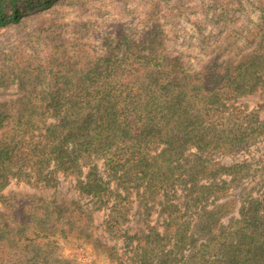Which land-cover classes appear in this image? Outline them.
Returning a JSON list of instances; mask_svg holds the SVG:
<instances>
[{"label": "trees", "instance_id": "1", "mask_svg": "<svg viewBox=\"0 0 264 264\" xmlns=\"http://www.w3.org/2000/svg\"><path fill=\"white\" fill-rule=\"evenodd\" d=\"M59 1L0 0V25ZM257 29L237 61L211 58L193 74L165 52L157 28L137 37L117 30L110 54L88 64H8L0 87L13 84L18 96L0 100V264H49L32 237H8L6 222L23 234L38 221L47 236L46 202L4 189L12 179L47 184L57 173L75 176L78 194L107 207L104 230L133 250L130 264H264V186L258 195L233 192L248 164L221 161L264 141V121L234 104L264 89ZM74 204L76 220L91 222Z\"/></svg>", "mask_w": 264, "mask_h": 264}, {"label": "rangeland", "instance_id": "2", "mask_svg": "<svg viewBox=\"0 0 264 264\" xmlns=\"http://www.w3.org/2000/svg\"><path fill=\"white\" fill-rule=\"evenodd\" d=\"M258 26L264 28V0H60L47 9L22 14L17 22L0 25V72L15 59L35 64L63 61L66 67L88 64L92 57L110 54L108 38L117 30L137 37L141 30L157 28L165 52L193 74L211 58L237 61L257 42ZM17 96L15 85L0 87V100ZM234 104L250 114L251 122L264 121V89L240 96ZM221 159L248 164L245 178L233 192L243 188L258 195L263 191L264 141ZM37 183L12 179L4 192H29L46 202L51 224L47 236L39 232L38 221L23 228L22 234L8 217V237L19 244L27 243L24 236L32 237L31 248L48 254L49 264H118L120 257L130 264L133 250L104 230L107 207L98 208L89 197L78 194L75 176L57 173L53 182ZM75 202L90 213L91 222L76 220Z\"/></svg>", "mask_w": 264, "mask_h": 264}]
</instances>
